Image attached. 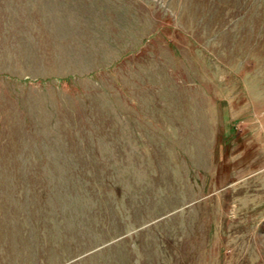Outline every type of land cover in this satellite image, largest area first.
I'll return each mask as SVG.
<instances>
[{
	"label": "rangeland",
	"instance_id": "obj_1",
	"mask_svg": "<svg viewBox=\"0 0 264 264\" xmlns=\"http://www.w3.org/2000/svg\"><path fill=\"white\" fill-rule=\"evenodd\" d=\"M0 264H264V0H0Z\"/></svg>",
	"mask_w": 264,
	"mask_h": 264
}]
</instances>
